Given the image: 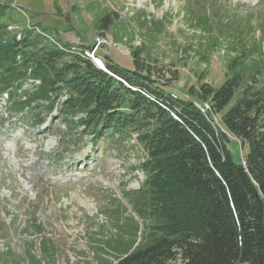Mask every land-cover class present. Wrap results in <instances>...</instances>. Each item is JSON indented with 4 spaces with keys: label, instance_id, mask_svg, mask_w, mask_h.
<instances>
[{
    "label": "rangeland",
    "instance_id": "374dc122",
    "mask_svg": "<svg viewBox=\"0 0 264 264\" xmlns=\"http://www.w3.org/2000/svg\"><path fill=\"white\" fill-rule=\"evenodd\" d=\"M2 7L0 44L15 37L17 62L55 49L64 59L90 60L115 76L98 65L101 59L139 70L173 97L204 85L217 88L229 76L230 40H211L219 33L217 22L242 21L252 33L247 39L264 48V0H0ZM108 14L111 24L103 28L101 17ZM31 83L38 80L22 89L29 91ZM61 93L52 111L36 107L13 126L7 122L11 110L0 100V264L111 261L99 246L120 232L131 237L135 222L144 228L132 208L147 155L139 132L93 137L70 113L57 112L67 97ZM195 106L212 110L209 101ZM33 116L48 121L38 127Z\"/></svg>",
    "mask_w": 264,
    "mask_h": 264
},
{
    "label": "trees",
    "instance_id": "16d2710c",
    "mask_svg": "<svg viewBox=\"0 0 264 264\" xmlns=\"http://www.w3.org/2000/svg\"><path fill=\"white\" fill-rule=\"evenodd\" d=\"M111 20L101 17L103 28ZM242 24L217 22L219 33L211 38L215 44L230 40L226 80L174 97L139 70L103 61L117 79L55 49L17 62L15 37L0 44V97L6 94L19 118L36 107L52 111L65 90L57 112L70 113L93 137L139 132L147 155L132 208L144 228L135 222L131 237L120 232L105 241L99 250L111 261L98 264H264V48L247 39L252 33ZM5 26L1 21L0 32ZM29 79L38 83L23 90ZM205 101L212 110L195 106Z\"/></svg>",
    "mask_w": 264,
    "mask_h": 264
},
{
    "label": "water",
    "instance_id": "95a60500",
    "mask_svg": "<svg viewBox=\"0 0 264 264\" xmlns=\"http://www.w3.org/2000/svg\"><path fill=\"white\" fill-rule=\"evenodd\" d=\"M99 65H101V63H99Z\"/></svg>",
    "mask_w": 264,
    "mask_h": 264
},
{
    "label": "bare ground",
    "instance_id": "6f19581e",
    "mask_svg": "<svg viewBox=\"0 0 264 264\" xmlns=\"http://www.w3.org/2000/svg\"><path fill=\"white\" fill-rule=\"evenodd\" d=\"M97 61H98V60H97ZM97 61H96V62H97Z\"/></svg>",
    "mask_w": 264,
    "mask_h": 264
}]
</instances>
